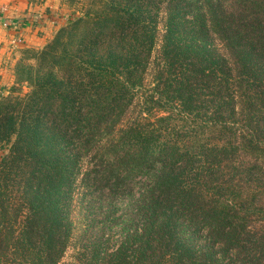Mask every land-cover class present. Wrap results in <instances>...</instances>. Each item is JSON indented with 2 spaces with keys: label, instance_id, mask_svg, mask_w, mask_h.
I'll return each mask as SVG.
<instances>
[{
  "label": "trees",
  "instance_id": "trees-1",
  "mask_svg": "<svg viewBox=\"0 0 264 264\" xmlns=\"http://www.w3.org/2000/svg\"><path fill=\"white\" fill-rule=\"evenodd\" d=\"M66 39L0 108V264H264V0H98Z\"/></svg>",
  "mask_w": 264,
  "mask_h": 264
},
{
  "label": "rangeland",
  "instance_id": "rangeland-1",
  "mask_svg": "<svg viewBox=\"0 0 264 264\" xmlns=\"http://www.w3.org/2000/svg\"><path fill=\"white\" fill-rule=\"evenodd\" d=\"M98 0H60L56 14L42 8V14L28 20L29 27L2 23L0 27V108L10 99L36 90L42 77H57L66 37L74 23L85 13L97 8ZM57 16V17H56ZM71 48L67 45L68 55ZM66 55V52H65ZM61 73V71H59ZM38 89V88H37ZM2 152L0 151V160ZM79 211V210H77ZM79 220V213L75 215ZM117 238V233H116ZM77 238L74 240L76 246ZM77 248L71 246L61 264H72Z\"/></svg>",
  "mask_w": 264,
  "mask_h": 264
},
{
  "label": "crops",
  "instance_id": "crops-1",
  "mask_svg": "<svg viewBox=\"0 0 264 264\" xmlns=\"http://www.w3.org/2000/svg\"><path fill=\"white\" fill-rule=\"evenodd\" d=\"M60 0H0V27L9 24L11 27H29L30 21L42 14L43 9L56 14ZM57 17V16H56ZM2 28V27H1Z\"/></svg>",
  "mask_w": 264,
  "mask_h": 264
}]
</instances>
